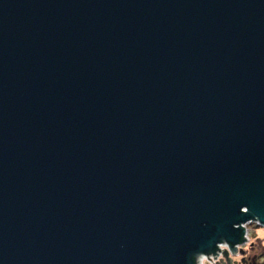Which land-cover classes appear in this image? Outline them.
I'll list each match as a JSON object with an SVG mask.
<instances>
[{"label":"water","instance_id":"95a60500","mask_svg":"<svg viewBox=\"0 0 264 264\" xmlns=\"http://www.w3.org/2000/svg\"><path fill=\"white\" fill-rule=\"evenodd\" d=\"M253 215L264 0H0V264H187Z\"/></svg>","mask_w":264,"mask_h":264},{"label":"clouds","instance_id":"9594fccd","mask_svg":"<svg viewBox=\"0 0 264 264\" xmlns=\"http://www.w3.org/2000/svg\"><path fill=\"white\" fill-rule=\"evenodd\" d=\"M239 211L249 213L247 207ZM232 229L239 233L236 242L221 237L207 250L191 253L187 264H264V222L253 215Z\"/></svg>","mask_w":264,"mask_h":264}]
</instances>
